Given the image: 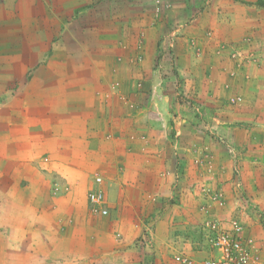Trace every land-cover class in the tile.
<instances>
[{
	"label": "rangeland",
	"instance_id": "1",
	"mask_svg": "<svg viewBox=\"0 0 264 264\" xmlns=\"http://www.w3.org/2000/svg\"><path fill=\"white\" fill-rule=\"evenodd\" d=\"M237 1L243 11L261 7L264 18V0H0V264H165L168 257L172 264H203L213 254L208 225L217 219L239 221L264 260V199L251 200L236 184V213L220 214L228 200L215 183L224 173L240 176L244 122L236 113L212 112L209 53L213 43L218 54L228 51L236 63L225 69L230 83L246 62L244 43L250 54L258 50L253 39L213 41L223 31L217 21L236 13ZM262 47L264 59V37ZM102 81L106 89L94 87ZM163 93L170 102L161 101ZM50 95L72 106L85 98L104 109L110 103L115 115H171V140L181 137L190 150L182 167L169 168V154L158 174L166 184L120 185L114 180L126 174L130 150L146 146L144 123L128 136L124 119L104 115L88 137L51 144ZM243 102L231 94L218 111L239 112ZM82 124L72 120V132ZM98 186L107 214L95 212L88 198ZM183 194L193 204L186 208L197 203V210L183 211Z\"/></svg>",
	"mask_w": 264,
	"mask_h": 264
},
{
	"label": "crops",
	"instance_id": "2",
	"mask_svg": "<svg viewBox=\"0 0 264 264\" xmlns=\"http://www.w3.org/2000/svg\"><path fill=\"white\" fill-rule=\"evenodd\" d=\"M241 5L242 2L237 1L235 3V7H239L240 9L236 10V13L234 14L231 13L230 15L224 16L222 23L217 21L216 25L219 26L221 24V29H223V31L220 32L219 30V33L217 32V37L214 38L213 41H220V39H222L228 42L236 40L241 42L245 39H253L251 47L257 48L258 50H254L258 51V53L252 51L254 54H250V51H248L250 50L248 49L250 46L248 43H244V49L247 50L245 54L246 59L244 58L246 62H242V65L238 68V75L232 78L230 83L225 81L227 77L226 73H228L225 69L231 70L236 66V63L230 59L229 55H227L228 51L227 53L224 52L226 53L225 55L218 54V51L216 50L217 44L213 43L209 53L211 58L209 64H207L209 68L210 65H212L210 70L211 76L213 77L212 80L208 81L207 86L209 104L213 107L212 112L215 115H230L236 113L238 115H242L241 120L244 122L242 123V127L239 131L240 139L237 142L239 152L242 154L238 159L240 176L233 177L230 173H224L221 176H218L217 181L215 182L216 185H221V187L225 189V198L228 200L227 208H221L219 210L220 214L226 215L229 213H236V211L232 210H234L233 208H235V205H239L240 200H242L240 197V190H235L236 184L240 185L241 188L244 189V192L246 191L245 194L251 200L264 199V59L262 54L264 18L261 7H257L256 4L249 5V7H246L244 11ZM81 6H83V4L77 5L76 9ZM169 44H173V42ZM183 49L184 44L182 43V40L178 38L176 41L175 51H177V54L180 55V52ZM222 57H225V60ZM181 58L182 56H180V59ZM197 65L195 64V66ZM167 68L168 67H164L163 70L167 71ZM142 70L146 71L147 68L142 67ZM192 70L194 71V68H192ZM150 71L155 70L151 68ZM218 78H222L223 81ZM227 83L229 88H227ZM197 86L199 87L200 85L198 84ZM94 87L106 89L108 87V83L107 81H102L101 84H96ZM93 88H91V92H93ZM236 93L241 94L244 98V106L242 107L243 110H239V112L235 110L232 113L230 111V113H219L218 105L223 104L231 94ZM161 101L163 103L170 102V95L168 93H163ZM78 102V105L72 106L69 100H57L55 97L50 95L51 144L56 141L59 144L62 143V146H69L71 141L70 139L72 137L81 134L86 138L91 133L96 132V130L92 129V127L95 128V125L91 124L93 121H102L104 115L107 116L106 118L110 117L109 119L112 121L113 116H115L116 120L124 119L126 121V135L128 136L133 133L137 134L136 132L138 129L135 125L136 123L142 121L148 137L147 142H144V145L146 146L143 148L135 147L130 150L131 155L129 159L124 162L127 167V172L124 176L120 174L116 175L114 180L115 183H119L120 185L122 183H126L127 186H129L128 188L132 189H136L138 185L140 186L145 183L156 184L161 182V184H166L168 181H163V178H160L158 174L160 171L164 170L166 166H168L167 157H169V154L172 157V153L173 162L169 165L172 167L169 168H173V166L176 168L178 165L179 167H182L184 162V151L186 152L187 150H190L189 148L191 144L183 143L182 140H180L181 137L179 139H175V142L171 140V137L173 138V136H175V129L170 131L167 123V120H170L171 115H166L165 113H163L164 115H135L134 111L129 113L128 110L126 115H115V107L111 106L110 103L107 104L104 109L102 102H100V104L93 105V103H87L86 98L83 102ZM144 106L146 107V105ZM54 108L57 109L56 113ZM159 110L162 111L161 107ZM74 119L83 121L82 127L77 131L78 133H73L71 129V121ZM157 120H162L164 123L163 125L166 127L164 129L161 128L159 124H156L155 121ZM112 125L115 126L114 121L112 122ZM159 131H161V133ZM178 134L179 133L177 132V137ZM136 141L140 142L138 140ZM63 148L64 150H67V148ZM99 149L101 150V147ZM155 152H159L160 155L158 156ZM153 158L155 160H153ZM186 164L189 166L191 165L188 163ZM227 164H232V162L228 160ZM178 178H181L180 183L183 179H185V177L182 178L180 175ZM180 189L182 191V185ZM124 195H127V193ZM141 195L142 190H138V200L141 199ZM186 199L187 197L184 198L183 194V211L186 210V213L189 214V212L197 210L195 209V207L197 208L198 206L196 205L197 203L194 204V208H190L193 204L191 201H189V203L184 201ZM188 205L190 206L186 208ZM167 226L168 225L166 223L165 233L172 231V229H169ZM161 256L164 255L162 254ZM164 261L165 264H172L169 257L165 258Z\"/></svg>",
	"mask_w": 264,
	"mask_h": 264
},
{
	"label": "built area",
	"instance_id": "3",
	"mask_svg": "<svg viewBox=\"0 0 264 264\" xmlns=\"http://www.w3.org/2000/svg\"><path fill=\"white\" fill-rule=\"evenodd\" d=\"M95 180L100 185L102 175L97 174ZM88 198L95 212L108 213L106 193L101 186L90 190ZM208 230L213 254L203 264H264L255 238L246 234L239 221L225 222L217 219L209 223Z\"/></svg>",
	"mask_w": 264,
	"mask_h": 264
}]
</instances>
